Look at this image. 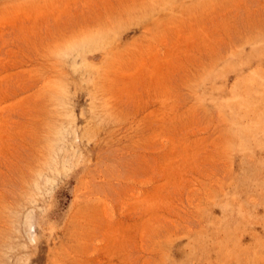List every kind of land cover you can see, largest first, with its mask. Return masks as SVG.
Returning a JSON list of instances; mask_svg holds the SVG:
<instances>
[{
    "label": "rangeland",
    "instance_id": "1",
    "mask_svg": "<svg viewBox=\"0 0 264 264\" xmlns=\"http://www.w3.org/2000/svg\"><path fill=\"white\" fill-rule=\"evenodd\" d=\"M0 264H264V0H0Z\"/></svg>",
    "mask_w": 264,
    "mask_h": 264
}]
</instances>
